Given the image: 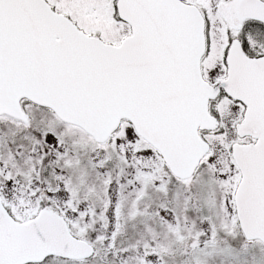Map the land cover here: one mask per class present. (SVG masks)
Listing matches in <instances>:
<instances>
[{"label": "snow or ice", "instance_id": "snow-or-ice-1", "mask_svg": "<svg viewBox=\"0 0 264 264\" xmlns=\"http://www.w3.org/2000/svg\"><path fill=\"white\" fill-rule=\"evenodd\" d=\"M0 264H264V0H0Z\"/></svg>", "mask_w": 264, "mask_h": 264}]
</instances>
